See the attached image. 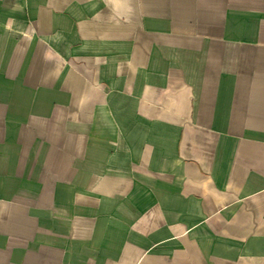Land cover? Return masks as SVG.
Returning <instances> with one entry per match:
<instances>
[{
    "label": "crops",
    "instance_id": "1",
    "mask_svg": "<svg viewBox=\"0 0 264 264\" xmlns=\"http://www.w3.org/2000/svg\"><path fill=\"white\" fill-rule=\"evenodd\" d=\"M0 264H264V0H0Z\"/></svg>",
    "mask_w": 264,
    "mask_h": 264
}]
</instances>
